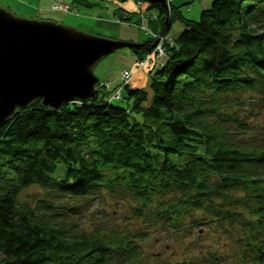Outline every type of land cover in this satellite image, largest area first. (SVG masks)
I'll return each mask as SVG.
<instances>
[{
    "label": "trees",
    "instance_id": "16d2710c",
    "mask_svg": "<svg viewBox=\"0 0 264 264\" xmlns=\"http://www.w3.org/2000/svg\"><path fill=\"white\" fill-rule=\"evenodd\" d=\"M194 1L167 0L166 34L185 28L146 86L103 80L99 99L58 110L37 99L0 126V264H142L148 230L73 220L104 193L175 237L226 228L235 264H264V0H213L192 21L181 8ZM149 8L162 29L164 8ZM146 39L130 48L138 61ZM31 187L40 195L22 198ZM199 254L183 264L221 262Z\"/></svg>",
    "mask_w": 264,
    "mask_h": 264
},
{
    "label": "rangeland",
    "instance_id": "374dc122",
    "mask_svg": "<svg viewBox=\"0 0 264 264\" xmlns=\"http://www.w3.org/2000/svg\"><path fill=\"white\" fill-rule=\"evenodd\" d=\"M96 1L99 2V5L91 8L85 7L74 0H0V6L21 17L41 19L47 18L44 16L46 13H43L45 12L43 4L47 3L51 5L50 10L54 12L53 16L50 15L48 18L53 19L57 23L113 40L143 42L147 38L146 40L151 41V43L157 41L155 47L149 49L148 62H144L142 59L138 61L130 48H123L99 61L94 70L95 75L101 81H116L119 72L120 79L123 80L124 72L127 68V70H132L130 84L136 76L144 78V81L146 77L148 82L150 73L148 70L150 68L155 70L165 63L167 56L165 44H171L174 40L173 38L184 30L185 25L181 21L175 20L166 34L167 24L164 29V26L162 27L163 30L152 27L153 24L150 23V20H153V22L157 20L158 10L156 8L147 9L148 6L145 1L138 0L136 2L137 10L129 20H124L116 13L117 8L121 6V4H119L120 6L117 4V0ZM177 3H180V0H177ZM212 3L213 0H195L189 6L181 8L182 15L186 19L197 20L201 10L210 7ZM143 13L145 14L144 19H141L140 16ZM161 42L163 43V53L159 49ZM158 55L165 56L159 57ZM135 59L137 61L133 64ZM132 64L134 69L129 68ZM111 88H113L112 85L110 86ZM101 90L103 91L104 89ZM122 104L127 106L123 102ZM258 119L264 125V111L259 115ZM35 195H40V188L31 187L23 193L22 198L32 200ZM103 195L105 197L97 196L91 202L78 205L76 210L80 211V213L73 214V220L84 229L109 224L117 225V227L129 225L131 229L141 227L148 230V238L141 244L145 255L141 261L142 264H176V262L183 264L185 261L195 260V257H200L199 253H202V256L206 255L213 262L212 255L208 256L206 254L209 251L213 252L217 259H221L219 264H235L234 250L236 251L237 246L231 243V236L226 228L218 227L214 224L203 225L199 227L201 229L199 233L194 230L193 235L179 234L175 237V234H165L162 228L156 226L154 222L149 228L144 225L143 220L147 219V217L149 218V215L145 216L144 219L132 216L128 207L130 203L128 204L126 200H123L124 198L120 199L118 196H110L105 193ZM198 260H200V264L209 263L204 258H198Z\"/></svg>",
    "mask_w": 264,
    "mask_h": 264
},
{
    "label": "water",
    "instance_id": "95a60500",
    "mask_svg": "<svg viewBox=\"0 0 264 264\" xmlns=\"http://www.w3.org/2000/svg\"><path fill=\"white\" fill-rule=\"evenodd\" d=\"M144 1L164 8V29L171 16L167 0ZM144 46L146 42L108 39L50 18L21 17L0 6V126L37 99L52 110L99 99L101 80L94 73L99 61L120 49Z\"/></svg>",
    "mask_w": 264,
    "mask_h": 264
},
{
    "label": "crops",
    "instance_id": "0c3cea01",
    "mask_svg": "<svg viewBox=\"0 0 264 264\" xmlns=\"http://www.w3.org/2000/svg\"><path fill=\"white\" fill-rule=\"evenodd\" d=\"M121 1H124V2H121ZM121 1H118V0L116 1L118 5L121 4V6L119 5L121 8H124L125 10L133 12V13L137 10L138 6H137L136 2H138V0H121ZM146 4L148 6L147 7V9H148L149 8V3H146ZM43 9L45 11L43 13H46V14H44L45 17L48 18L50 15L53 16L54 12L52 10H50L51 9V5H49L47 3H44L43 4ZM138 42H142V41H138ZM135 62H136V59H135L133 64H135ZM132 65L129 67L130 69H134V65L133 66ZM146 80H147L146 77H145V81H144V78H141L140 76H136V77H134L132 79V82H131L130 85L132 87H134V88H142V87L146 86V83H147ZM109 82L111 83L112 87H115L117 84H119V82H121L120 81V72H119L118 77L116 78V81H112V80L110 81L109 80Z\"/></svg>",
    "mask_w": 264,
    "mask_h": 264
},
{
    "label": "built area",
    "instance_id": "2783aa9c",
    "mask_svg": "<svg viewBox=\"0 0 264 264\" xmlns=\"http://www.w3.org/2000/svg\"><path fill=\"white\" fill-rule=\"evenodd\" d=\"M162 48H163V43L161 42V44L159 45V49H161V51H162ZM162 53H163V51H162ZM158 56L159 57L160 56L164 57L165 55H158ZM147 57H148V54H147L146 58L143 60L144 62H148L149 61ZM131 76H132V70H126L124 72V76H123L124 83H129Z\"/></svg>",
    "mask_w": 264,
    "mask_h": 264
},
{
    "label": "bare ground",
    "instance_id": "6f19581e",
    "mask_svg": "<svg viewBox=\"0 0 264 264\" xmlns=\"http://www.w3.org/2000/svg\"><path fill=\"white\" fill-rule=\"evenodd\" d=\"M119 8H120V7H119ZM129 12H130V11H129ZM144 15H145L144 13H143V14H141V16H140V17H141V19H144V18H143V17H144ZM120 50H121V49H120ZM116 52H117V51H116ZM147 54H148V53H147Z\"/></svg>",
    "mask_w": 264,
    "mask_h": 264
}]
</instances>
